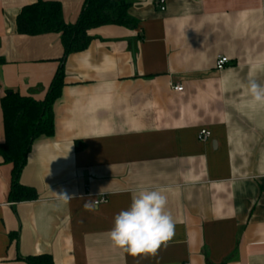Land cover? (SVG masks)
Segmentation results:
<instances>
[{"label": "crops", "instance_id": "0c3cea01", "mask_svg": "<svg viewBox=\"0 0 264 264\" xmlns=\"http://www.w3.org/2000/svg\"><path fill=\"white\" fill-rule=\"evenodd\" d=\"M37 1L0 0V145L1 100H44L64 55L60 35L17 32ZM43 1H59L68 24L85 2ZM130 1L135 29H93L64 62L54 134L34 141L19 177L35 201L9 200L0 156V264H264V104L247 89L264 85V0ZM142 188L164 190L175 235L134 258L108 233ZM89 197L107 201L89 212Z\"/></svg>", "mask_w": 264, "mask_h": 264}, {"label": "trees", "instance_id": "16d2710c", "mask_svg": "<svg viewBox=\"0 0 264 264\" xmlns=\"http://www.w3.org/2000/svg\"><path fill=\"white\" fill-rule=\"evenodd\" d=\"M130 0H85L74 24L63 18L59 1L38 0L25 6L17 17L20 35H60L64 55L46 98L37 101L11 93L1 100L6 141L0 145V156L5 164H12L11 202H30L37 199L36 190L19 182L27 156L36 139L54 134L53 106L64 86V62L74 53L86 50L92 41L90 31L103 26L135 29L138 21L129 14ZM27 264H54L50 255L29 256Z\"/></svg>", "mask_w": 264, "mask_h": 264}, {"label": "clouds", "instance_id": "9594fccd", "mask_svg": "<svg viewBox=\"0 0 264 264\" xmlns=\"http://www.w3.org/2000/svg\"><path fill=\"white\" fill-rule=\"evenodd\" d=\"M247 89L253 102L264 104V85L250 79ZM102 189L99 195H104ZM59 195L65 202L72 198L67 194ZM99 203L101 201L89 197L83 208L94 212ZM167 203L163 189H139L129 207L114 217V225L108 233L113 246L134 258L156 257L161 247H166L175 235V223L167 211Z\"/></svg>", "mask_w": 264, "mask_h": 264}, {"label": "built area", "instance_id": "2783aa9c", "mask_svg": "<svg viewBox=\"0 0 264 264\" xmlns=\"http://www.w3.org/2000/svg\"><path fill=\"white\" fill-rule=\"evenodd\" d=\"M162 10H164V9H162ZM262 12H263V18H264V8H263ZM228 64H229V60L226 57H219L217 60V63H216V68L218 70H223L226 67V65H228ZM175 90L178 91V90H181V88L175 87ZM210 137H211V133L206 129L201 130L197 136V138L200 142H206L210 139ZM98 201H101V203H105L104 201H107V200L102 197ZM101 203H99V204H101Z\"/></svg>", "mask_w": 264, "mask_h": 264}]
</instances>
